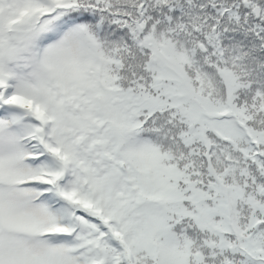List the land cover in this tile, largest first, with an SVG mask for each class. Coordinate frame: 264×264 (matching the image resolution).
<instances>
[{
  "label": "snow or ice",
  "instance_id": "6c2138e0",
  "mask_svg": "<svg viewBox=\"0 0 264 264\" xmlns=\"http://www.w3.org/2000/svg\"><path fill=\"white\" fill-rule=\"evenodd\" d=\"M0 264H264V0H0Z\"/></svg>",
  "mask_w": 264,
  "mask_h": 264
}]
</instances>
